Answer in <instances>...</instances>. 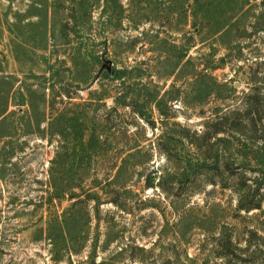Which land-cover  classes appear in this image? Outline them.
Segmentation results:
<instances>
[{"label": "rangeland", "instance_id": "obj_1", "mask_svg": "<svg viewBox=\"0 0 264 264\" xmlns=\"http://www.w3.org/2000/svg\"><path fill=\"white\" fill-rule=\"evenodd\" d=\"M0 264H264V0H0Z\"/></svg>", "mask_w": 264, "mask_h": 264}, {"label": "trees", "instance_id": "obj_2", "mask_svg": "<svg viewBox=\"0 0 264 264\" xmlns=\"http://www.w3.org/2000/svg\"><path fill=\"white\" fill-rule=\"evenodd\" d=\"M253 207H256V206H249V207H244L245 209H250V208H253Z\"/></svg>", "mask_w": 264, "mask_h": 264}]
</instances>
